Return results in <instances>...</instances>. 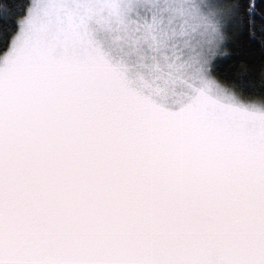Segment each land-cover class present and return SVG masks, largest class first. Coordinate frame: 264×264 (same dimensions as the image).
Returning <instances> with one entry per match:
<instances>
[{"label":"snow or ice","instance_id":"snow-or-ice-1","mask_svg":"<svg viewBox=\"0 0 264 264\" xmlns=\"http://www.w3.org/2000/svg\"><path fill=\"white\" fill-rule=\"evenodd\" d=\"M0 264H264V0H0Z\"/></svg>","mask_w":264,"mask_h":264}]
</instances>
